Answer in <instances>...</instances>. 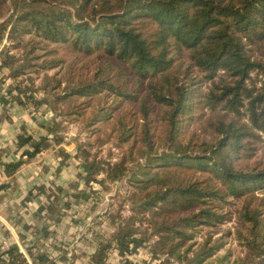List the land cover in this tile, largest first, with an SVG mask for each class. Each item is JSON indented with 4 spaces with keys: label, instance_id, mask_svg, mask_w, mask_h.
<instances>
[{
    "label": "trees",
    "instance_id": "obj_1",
    "mask_svg": "<svg viewBox=\"0 0 264 264\" xmlns=\"http://www.w3.org/2000/svg\"><path fill=\"white\" fill-rule=\"evenodd\" d=\"M194 70L207 85L198 105L209 114L199 133L183 136L193 120ZM4 73L13 82L8 98L38 113L53 138L58 118L76 122L90 109L91 130L116 111V139L108 137L119 160L102 161L90 144L80 154L86 183L126 187L130 215L114 211L109 239L125 253L156 237L155 264H205L224 247L211 231L231 221L228 206L238 201L235 234L246 251L236 264H264V0H0ZM31 74L40 77L36 88ZM46 141L25 130L16 136L28 160ZM22 165H5V175ZM0 264L28 263L11 246Z\"/></svg>",
    "mask_w": 264,
    "mask_h": 264
},
{
    "label": "crops",
    "instance_id": "obj_2",
    "mask_svg": "<svg viewBox=\"0 0 264 264\" xmlns=\"http://www.w3.org/2000/svg\"><path fill=\"white\" fill-rule=\"evenodd\" d=\"M1 77L0 246H16L28 264H94L93 258L107 244L110 248L102 264L156 263L151 253L144 257L138 245L125 253L109 240L115 228L107 218L106 193L89 187L79 174L78 148L65 133L58 132L59 139L53 138L38 113L8 98ZM52 117L51 111L45 113V120ZM22 130L35 141L47 138L31 160L24 157L28 146H16ZM18 161L23 165L7 177L4 166ZM39 257L48 262L40 263Z\"/></svg>",
    "mask_w": 264,
    "mask_h": 264
},
{
    "label": "rangeland",
    "instance_id": "obj_3",
    "mask_svg": "<svg viewBox=\"0 0 264 264\" xmlns=\"http://www.w3.org/2000/svg\"><path fill=\"white\" fill-rule=\"evenodd\" d=\"M58 52L56 53L59 56H63V59L66 61L70 58V55L68 53H66L64 50H62V48H57ZM13 54L15 55H20L19 51H12ZM56 57V55H52V56H47L46 59L49 60V58H54ZM181 70H183L184 68H186L187 66H189L188 61L184 58L181 60ZM59 67L55 70L49 71L47 74L52 75L56 70H58ZM191 78H193L194 80V86L192 87V104H193V108L191 109V115L193 116V120H190L186 123H184V127H183V131L182 135L183 136H189L192 132H194L195 130L197 131V133H199V125H200V120L202 119L203 116H206L209 114V111L207 109H201L198 105V101L200 100V98L203 96V94H205L207 92V85L202 83L201 81H196L197 79H200L199 74L194 70L191 73ZM36 76L34 74L30 75V78L36 79ZM1 81L5 82V84H7L6 90L5 92L8 91V89L10 88V86L13 84V82L10 79H7V73H4L1 77ZM25 77L21 76L19 79H17V82H21L23 83V87L27 86L29 88H31V85H29L26 81H24ZM192 80V81H193ZM40 85V77L37 78L36 80H34V88L38 87ZM143 92V91H142ZM141 92V93H142ZM35 95L37 96V98H42L43 94L41 91L35 92ZM110 100L111 99H107L108 104H110ZM98 104V103H97ZM96 105V104H95ZM64 108V105H63ZM62 109V107H61ZM116 111H114L113 113H111L108 118L106 120H100L96 126L93 129H88L87 128V123L86 122V118H89L92 116L90 109H87V112L85 114V116L83 115V117L81 119H78V121H70V120H66L65 117L63 118H58L57 120L59 122H61V133H65L67 134L66 137L69 138L70 142H74L75 144V148L77 149V153L76 154H80L82 148L84 147L85 144H90L91 145V149L90 152L92 155L97 156L99 159L103 160H109L111 162H115L117 160H119L120 158V151L118 149H116L114 147V143L113 141H109V136L112 137V139H116V137L113 136V134L116 131ZM106 140V142L102 143L104 145L101 144H97L96 142L98 141H103ZM86 150H89L88 147H84ZM83 148V149H84ZM108 151H110L112 153L111 157H108ZM81 155V154H80ZM79 161V167L81 169H79V174H83V178L85 177L86 174V167L85 164L83 162V156H79L78 160ZM102 178V177H100ZM85 180V179H83ZM88 184V183H87ZM97 185V186H96ZM99 187L102 192H104V190L101 189L100 185L94 182H91L89 187ZM100 191V192H101ZM101 192V193H102ZM106 193V204H107V208L108 209V216L107 218H109V220H111V224H115V219H114V211H119V209L121 210V214L126 217L130 215V206L127 200H124V194L126 193V187L121 186L120 184L117 185H113L111 186L110 190L108 192H104ZM231 200V199H230ZM238 201H232V205L228 206L229 211L231 212V221L225 223L224 225L218 227L217 229H213V231H211V233L214 234V239L217 240V238H221L222 242L224 243V247L222 249H220L218 251V253L211 258L210 260H208L205 264H236V260L240 257H242L246 251V249L244 248V246L239 243V241L237 240V236L235 234L236 228H237V221H236V215L235 212L238 208ZM225 208L227 209V206H225ZM114 219V221H113ZM113 221V222H112ZM208 232L207 229L206 230H202V232L200 233V235H198L196 237V241L198 243H202V239L204 238V236H208ZM228 234V235H227ZM149 245L145 244V246L142 247V249H144V254L143 256L145 257L146 253H151V251L153 250V245L155 247L156 243H157V238L156 237H151L148 240ZM198 247V246H197ZM141 249V247H140ZM150 257V255H149ZM150 263L148 264H155L154 262L149 261ZM173 264H178L177 262H173Z\"/></svg>",
    "mask_w": 264,
    "mask_h": 264
},
{
    "label": "built area",
    "instance_id": "obj_4",
    "mask_svg": "<svg viewBox=\"0 0 264 264\" xmlns=\"http://www.w3.org/2000/svg\"><path fill=\"white\" fill-rule=\"evenodd\" d=\"M8 248L5 245L0 246V252H6Z\"/></svg>",
    "mask_w": 264,
    "mask_h": 264
}]
</instances>
